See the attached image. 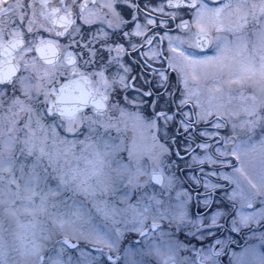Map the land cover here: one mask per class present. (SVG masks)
Here are the masks:
<instances>
[{"label": "snow or ice", "instance_id": "snow-or-ice-1", "mask_svg": "<svg viewBox=\"0 0 264 264\" xmlns=\"http://www.w3.org/2000/svg\"><path fill=\"white\" fill-rule=\"evenodd\" d=\"M20 11L0 26L23 41L0 80V264H264V0Z\"/></svg>", "mask_w": 264, "mask_h": 264}, {"label": "water", "instance_id": "water-1", "mask_svg": "<svg viewBox=\"0 0 264 264\" xmlns=\"http://www.w3.org/2000/svg\"><path fill=\"white\" fill-rule=\"evenodd\" d=\"M43 50H51L50 53L48 54H44ZM42 54L48 58L49 60H51L54 56V49L52 48H48L45 47L42 49ZM15 67L16 65L13 63V65L11 63H9L8 65V69L6 72L7 76H3L4 80L8 79L10 76L15 74ZM90 90L88 88H82L81 90L79 89V87L76 85V83L74 82L72 85L70 86H66L65 88V93H64V107L66 110H71L73 107H75L89 92ZM69 100H73L75 103V106L68 108V104H69Z\"/></svg>", "mask_w": 264, "mask_h": 264}, {"label": "flooded vegetation", "instance_id": "flooded-vegetation-1", "mask_svg": "<svg viewBox=\"0 0 264 264\" xmlns=\"http://www.w3.org/2000/svg\"><path fill=\"white\" fill-rule=\"evenodd\" d=\"M141 3H142V6L144 5V4H146L147 3V0H141ZM8 24L10 25L11 24V20L9 19V17H8ZM2 58H0V63L2 62ZM91 84V83H90ZM92 85V84H91ZM93 86V85H92ZM94 87V86H93ZM249 236H250V234H248ZM247 238V237H246Z\"/></svg>", "mask_w": 264, "mask_h": 264}, {"label": "rangeland", "instance_id": "rangeland-1", "mask_svg": "<svg viewBox=\"0 0 264 264\" xmlns=\"http://www.w3.org/2000/svg\"><path fill=\"white\" fill-rule=\"evenodd\" d=\"M22 110H23V109H19V111H22ZM152 257H153V256H151V258H152ZM155 258L158 259V257H156V256H155ZM142 264H143V263H142Z\"/></svg>", "mask_w": 264, "mask_h": 264}, {"label": "bare ground", "instance_id": "bare-ground-1", "mask_svg": "<svg viewBox=\"0 0 264 264\" xmlns=\"http://www.w3.org/2000/svg\"><path fill=\"white\" fill-rule=\"evenodd\" d=\"M257 246L259 247V245L257 244ZM237 250H239V249H237Z\"/></svg>", "mask_w": 264, "mask_h": 264}]
</instances>
